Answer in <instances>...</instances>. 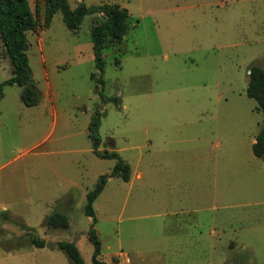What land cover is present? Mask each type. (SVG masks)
I'll list each match as a JSON object with an SVG mask.
<instances>
[{
    "label": "rangeland",
    "instance_id": "obj_1",
    "mask_svg": "<svg viewBox=\"0 0 264 264\" xmlns=\"http://www.w3.org/2000/svg\"><path fill=\"white\" fill-rule=\"evenodd\" d=\"M80 1L127 8L130 27L102 70L91 38L102 14L72 31L59 11L27 32L40 100L25 104L16 84L0 98V264H74L62 240L93 264L92 228L108 264L124 253L132 264H264V160L253 152L264 113L247 94L251 68H264V0H68ZM29 3L43 22L45 1ZM13 74L0 40V82ZM96 115L99 147L130 165L128 181L94 153ZM103 175L94 223L87 194ZM55 211L69 228L47 225Z\"/></svg>",
    "mask_w": 264,
    "mask_h": 264
},
{
    "label": "trees",
    "instance_id": "obj_2",
    "mask_svg": "<svg viewBox=\"0 0 264 264\" xmlns=\"http://www.w3.org/2000/svg\"><path fill=\"white\" fill-rule=\"evenodd\" d=\"M44 1L45 15L42 22L39 18V5H37L36 11H33L29 0H0V40L4 46L5 54L11 59L14 69V74L10 78L0 82V98L3 96L5 85L16 84L22 87L21 99L25 104L36 105L39 103L38 91L32 83V69L28 56L30 42L27 32L39 31L44 27H48L57 12L60 11L62 13L66 26L72 31L79 30L87 15H103L102 19L95 21L91 27L94 59L96 66L101 70L104 66V49L109 45L121 44L130 27V13L127 8L119 4L102 3L100 5H88L80 1L75 8H72L68 0ZM91 77L102 83L101 78H96L95 73H92ZM247 94L257 101L258 108L264 113V68L261 65H254L250 70ZM109 100L119 103L118 97H112ZM99 123L100 117L96 115L93 116L89 126V136L93 143L94 153L101 158L116 159L112 176H119L128 181L131 173L130 165L117 151L100 149ZM256 140L253 143V152L264 160V126L259 131ZM106 181V175L101 176L97 186L87 194L88 202L85 206V213L92 217L94 223L97 218L93 203L103 190ZM47 225L52 228L67 229L70 226V218L63 211H55L48 216ZM24 228L27 231H33L32 228L27 226ZM88 234L94 244L93 264H108L101 258L102 242L96 229L92 228ZM30 241L37 246L46 244L44 239L33 235L30 237ZM57 244L66 252L74 264H86L75 241L62 240Z\"/></svg>",
    "mask_w": 264,
    "mask_h": 264
},
{
    "label": "crops",
    "instance_id": "obj_3",
    "mask_svg": "<svg viewBox=\"0 0 264 264\" xmlns=\"http://www.w3.org/2000/svg\"><path fill=\"white\" fill-rule=\"evenodd\" d=\"M256 142V140H255ZM138 176H141L140 174H138ZM120 255H124V257L122 258V261L125 263V264H132V260L130 258V256L126 253L124 254H120ZM129 260V261H128Z\"/></svg>",
    "mask_w": 264,
    "mask_h": 264
},
{
    "label": "built area",
    "instance_id": "obj_4",
    "mask_svg": "<svg viewBox=\"0 0 264 264\" xmlns=\"http://www.w3.org/2000/svg\"><path fill=\"white\" fill-rule=\"evenodd\" d=\"M129 261V260H128Z\"/></svg>",
    "mask_w": 264,
    "mask_h": 264
},
{
    "label": "water",
    "instance_id": "obj_5",
    "mask_svg": "<svg viewBox=\"0 0 264 264\" xmlns=\"http://www.w3.org/2000/svg\"><path fill=\"white\" fill-rule=\"evenodd\" d=\"M257 141V140H256Z\"/></svg>",
    "mask_w": 264,
    "mask_h": 264
}]
</instances>
